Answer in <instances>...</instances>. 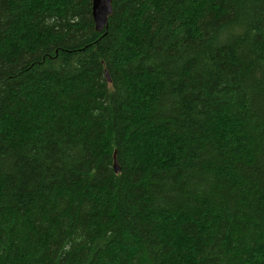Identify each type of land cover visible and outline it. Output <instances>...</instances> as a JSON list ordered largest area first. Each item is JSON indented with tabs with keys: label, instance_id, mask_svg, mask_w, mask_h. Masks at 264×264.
Listing matches in <instances>:
<instances>
[{
	"label": "trees",
	"instance_id": "obj_1",
	"mask_svg": "<svg viewBox=\"0 0 264 264\" xmlns=\"http://www.w3.org/2000/svg\"><path fill=\"white\" fill-rule=\"evenodd\" d=\"M91 9L0 0V264H264V0Z\"/></svg>",
	"mask_w": 264,
	"mask_h": 264
},
{
	"label": "water",
	"instance_id": "obj_2",
	"mask_svg": "<svg viewBox=\"0 0 264 264\" xmlns=\"http://www.w3.org/2000/svg\"><path fill=\"white\" fill-rule=\"evenodd\" d=\"M92 17L97 30H102L107 23V17L111 12V0H92ZM108 78V76H107ZM116 172L119 170L117 160L113 162Z\"/></svg>",
	"mask_w": 264,
	"mask_h": 264
}]
</instances>
